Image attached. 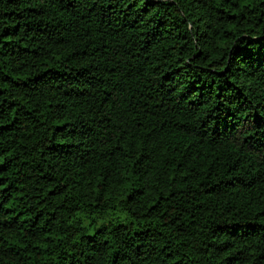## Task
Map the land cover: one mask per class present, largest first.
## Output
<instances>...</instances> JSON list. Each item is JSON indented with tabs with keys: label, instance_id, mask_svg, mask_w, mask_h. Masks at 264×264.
<instances>
[{
	"label": "trees",
	"instance_id": "16d2710c",
	"mask_svg": "<svg viewBox=\"0 0 264 264\" xmlns=\"http://www.w3.org/2000/svg\"><path fill=\"white\" fill-rule=\"evenodd\" d=\"M0 264H264V0H0Z\"/></svg>",
	"mask_w": 264,
	"mask_h": 264
}]
</instances>
